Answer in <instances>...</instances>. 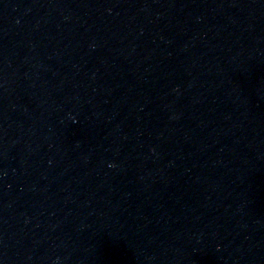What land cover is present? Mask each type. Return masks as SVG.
<instances>
[{"label": "water", "instance_id": "obj_1", "mask_svg": "<svg viewBox=\"0 0 264 264\" xmlns=\"http://www.w3.org/2000/svg\"><path fill=\"white\" fill-rule=\"evenodd\" d=\"M0 264H264V0H0Z\"/></svg>", "mask_w": 264, "mask_h": 264}]
</instances>
